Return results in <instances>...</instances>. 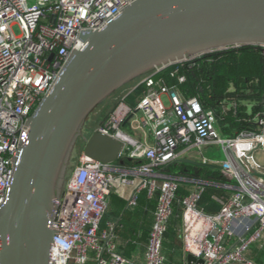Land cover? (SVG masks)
Wrapping results in <instances>:
<instances>
[{"label":"built area","instance_id":"2783aa9c","mask_svg":"<svg viewBox=\"0 0 264 264\" xmlns=\"http://www.w3.org/2000/svg\"><path fill=\"white\" fill-rule=\"evenodd\" d=\"M129 5L130 0H0V209L9 200L15 160L30 133L28 120L54 88L71 53L86 47L80 34L103 30ZM203 56L137 82L94 129L124 145L123 162L144 163L123 168L81 158L56 201L51 264H166L164 242L173 206L179 188L187 183L191 189L182 201L185 252L205 264H257L250 257L257 246L264 264V166L256 160V154L264 152V98L263 109L249 120L255 130L234 138L224 135L215 110L181 90ZM141 86L145 89L137 105H129L127 98ZM241 104L249 112L255 105ZM238 106L224 101L222 109L236 114ZM93 132L88 129L86 134ZM216 147L223 149L225 160L206 156L208 149ZM194 150L200 163L221 167L228 181L218 185L227 196L216 214H205L199 207L207 187L214 183L164 172ZM130 177L139 179L130 207L136 206L144 190L157 200L142 260L121 254L114 224L101 231L112 196L132 183Z\"/></svg>","mask_w":264,"mask_h":264},{"label":"water","instance_id":"95a60500","mask_svg":"<svg viewBox=\"0 0 264 264\" xmlns=\"http://www.w3.org/2000/svg\"><path fill=\"white\" fill-rule=\"evenodd\" d=\"M80 39L86 47L71 53L28 120L9 200L0 209L1 264H51L52 216L79 139L84 156L123 164L122 143L85 133L92 114L124 87L182 62L249 46L264 52V0H130L103 30H85ZM185 264L205 261L188 254Z\"/></svg>","mask_w":264,"mask_h":264},{"label":"trees","instance_id":"16d2710c","mask_svg":"<svg viewBox=\"0 0 264 264\" xmlns=\"http://www.w3.org/2000/svg\"><path fill=\"white\" fill-rule=\"evenodd\" d=\"M175 68L177 67L173 66L169 68L164 74L171 72ZM187 76L188 81L185 85L181 86V90L186 97H196L205 107L215 110L221 119L220 125L224 135L234 138L242 131L256 129V126L249 123V120L263 109L264 52L260 48L249 46L205 55L197 60L196 70L193 73H188ZM144 89L143 86L139 87L135 91V95H142ZM231 89H234V91H231ZM224 101L239 103L236 114L233 112H223L222 104ZM243 101L255 104L252 109V116L248 115L247 107L241 104ZM123 164L127 168L134 167L129 159H124ZM167 170L170 175L181 174L180 176H190L191 178L214 183L215 185L207 187L199 207H203L206 212L213 214L220 211L221 205L214 200V197L224 198L227 196V192L223 188L218 187V185L228 183L220 171L209 168L196 169L189 165H174ZM184 170H187V172ZM197 170H199L198 174ZM188 194L189 192L183 184L177 192L170 226L172 222L175 223L181 220L183 210L182 201ZM148 198L149 195L146 190L139 194L137 207L133 213L134 215L138 214V211L143 206L151 204ZM123 224L125 227L129 226L133 232L137 233L139 230L137 226H132V224L126 223V221ZM149 234L150 230H145L143 238L140 241H148ZM123 239L127 238L123 237ZM138 242V239L132 237V241L126 247L121 248V254L130 258Z\"/></svg>","mask_w":264,"mask_h":264},{"label":"crops","instance_id":"0c3cea01","mask_svg":"<svg viewBox=\"0 0 264 264\" xmlns=\"http://www.w3.org/2000/svg\"><path fill=\"white\" fill-rule=\"evenodd\" d=\"M231 91H234V89H231ZM140 96L141 95L136 96L135 92H132L127 98L126 102L131 106H136L140 99ZM247 113L248 115H250L251 113H253V110H251L250 112L249 110H247ZM131 135H134V134L131 133ZM136 137L143 141V138L140 135H136ZM181 161H185L188 163H185V162L182 163ZM181 161L172 163L166 169H164V172L170 175L167 169L171 168L174 165H189L196 169L205 168V167H198L194 165V163H200V160L198 159L197 161V158L191 155V153L188 155H183L181 157ZM130 163H132L133 166H136L144 162L142 161L136 162V161L130 160ZM116 165L118 167L122 166L123 168H127L126 166H124V164H121L119 161L116 163ZM185 172H187V170ZM198 172L199 170H197V174ZM184 177L191 178L190 176H184ZM130 181L132 183L127 184L122 189V192L120 194H114L112 196L108 213L104 217L101 223V231L109 229L110 224H114V234L116 237V243L119 247V251L122 250L121 248L126 247L130 241H132V237H135V239H138L139 242L136 243V248L131 253L130 258L142 260L144 258V254L146 251V245L148 241H140V240L143 238L145 230L147 229L151 230V226L154 220V213L156 210L157 200L151 199L149 197L148 199L151 202V204L147 206H143L142 209L138 211V214L134 215L133 213L135 212L137 203L135 207H130L129 203H130L131 198L136 192V186L139 183V179L136 177H130ZM184 187L188 192L191 189L190 183L184 184ZM139 194H141V192ZM214 200L222 206L221 204L222 198L214 197ZM200 209L205 214H210V215L213 214L210 212H206L205 208L203 207H200ZM124 221H126V223L132 224V226H137V228L139 229L138 232L137 233L133 232V230H131L129 226L125 227L123 224ZM182 223H183V220L181 218V220L175 223L172 222L169 228V232L164 242V253L167 257L166 264H185V257L188 254L185 252L183 241H182ZM121 232L124 233L126 236L122 234ZM123 237H126L127 239H123ZM250 257L254 259L257 264H262L261 252L259 251L257 246H254L253 249L251 250Z\"/></svg>","mask_w":264,"mask_h":264},{"label":"rangeland","instance_id":"374dc122","mask_svg":"<svg viewBox=\"0 0 264 264\" xmlns=\"http://www.w3.org/2000/svg\"><path fill=\"white\" fill-rule=\"evenodd\" d=\"M134 85L135 84L124 87L122 90L119 91L118 94L113 96L105 104H103L101 107H99L92 114V116L89 118V120L86 124V131L88 129H92V132H93L94 129L99 127L108 118V116L111 114V112L113 111V109L115 108V106L117 105L119 100L123 96H125L134 87ZM163 101L165 104L168 103V100L166 97H163ZM85 145H86V143H85L84 139L78 140V142L75 146V149L73 151L71 160H70V165H69L67 177L72 174V171H74V168L80 162L81 158L84 156ZM191 155H193L195 158H197V161H198V159L201 160V157L196 150L192 151ZM206 156L216 158V159L221 160V161L226 159V155H225L223 149L217 148V147L208 149L206 152ZM256 158H257V161H259L261 163V165L264 166V152H262V151L259 152L257 154Z\"/></svg>","mask_w":264,"mask_h":264},{"label":"flooded vegetation","instance_id":"af4514ba","mask_svg":"<svg viewBox=\"0 0 264 264\" xmlns=\"http://www.w3.org/2000/svg\"><path fill=\"white\" fill-rule=\"evenodd\" d=\"M88 131V130H87ZM86 129H85V133H87Z\"/></svg>","mask_w":264,"mask_h":264}]
</instances>
